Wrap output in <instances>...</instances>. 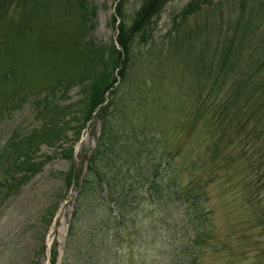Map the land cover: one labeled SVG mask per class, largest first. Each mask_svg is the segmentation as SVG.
Here are the masks:
<instances>
[{"label": "trees", "instance_id": "16d2710c", "mask_svg": "<svg viewBox=\"0 0 264 264\" xmlns=\"http://www.w3.org/2000/svg\"><path fill=\"white\" fill-rule=\"evenodd\" d=\"M171 1L142 0L130 26L122 9L123 3L119 4L115 10V21L116 16L121 20L116 27L119 31L117 44L113 43L112 47H97L77 39L74 33L68 31L65 37L56 30L49 36L43 27H49L48 23L54 21L56 11L63 5L62 0L0 2V57L6 60L8 55L14 53L16 60L22 61L19 49L27 43L34 47L36 53L43 51L49 56L51 54L53 60L47 59L41 52L37 54L48 63L59 61L61 56L58 66L64 69L63 74L53 75L56 85L46 87L49 90L47 97L43 98L44 102H39L44 103L45 107L38 111L42 124L32 130L30 136L20 140L14 136L11 147L10 140L3 147L0 160L11 157L10 171L23 174L21 178L17 175L10 177L9 181L15 182L11 187L22 186L40 171L43 162L35 161L33 155L42 144L58 145L66 159L73 161L75 145L88 123L95 117L102 120V132L96 148L90 155L82 151L78 155L79 159L87 162L88 171L82 186L78 187L79 199L70 235L89 214L98 216L97 222L89 221L88 233L92 235L93 230H111L110 225L120 227L132 213V207L146 200L162 207L169 213V218L177 215L198 230L214 213L211 207L208 208L210 200L207 189L219 181L223 166H232L242 154L251 164V177L247 179L251 188L261 181V173L264 174V0H251L248 12L246 0L239 4L240 14L236 19L225 20L222 26L215 25V29L209 24L200 29L201 38L205 35V40L201 41V60H198L199 67H195L193 73L194 61L189 60L188 75L195 84L190 90H194L192 97L200 86L206 93H200L190 117L193 119L192 133L201 131L208 139L205 142L204 162L189 158L184 166L177 162L181 152L172 154L164 135L151 126L148 119L137 115L135 109L144 99L130 76L137 60L144 62L158 54L163 57L165 44H159L154 23ZM74 2L81 11L85 31L93 29L94 24L87 16H94L96 8L87 0ZM213 3L214 0H192L181 16L190 18ZM73 5V0H67L66 7L70 9ZM11 10L17 15L6 23L3 19L11 16ZM213 35L218 36V40L211 39ZM207 50L210 54L208 62L205 60ZM80 52L82 55L79 56ZM38 67L36 65V69ZM2 77L9 79L5 74ZM73 86L80 88L81 101L84 99L88 106L82 128L71 126V115L74 116L73 122L76 117L73 103L66 104L65 100L54 97L50 99L59 90L64 91L66 99ZM41 90L45 91L44 88ZM41 93L36 97L40 98ZM19 106L17 103L12 107ZM2 113L9 115V107L0 108V115ZM76 120L81 122L79 117ZM184 127L186 125L182 124L180 129ZM70 129L75 131V140L65 149L63 142L68 139ZM225 145L233 146L234 150L224 148ZM188 153L189 156L196 155L194 149ZM208 156L210 162H206ZM219 158L225 159L221 161L223 166ZM76 167L74 162L67 174L68 186L73 181L76 186L80 183ZM7 183H0V187ZM95 206H100L98 214L97 210L93 211ZM52 257V264H56L55 248L52 249Z\"/></svg>", "mask_w": 264, "mask_h": 264}, {"label": "rangeland", "instance_id": "374dc122", "mask_svg": "<svg viewBox=\"0 0 264 264\" xmlns=\"http://www.w3.org/2000/svg\"><path fill=\"white\" fill-rule=\"evenodd\" d=\"M62 1L64 6H59L54 21L48 23L49 27H43L49 36L56 30L65 37L68 31L74 33L77 39L97 47L114 45L118 35L116 27L121 20L116 16L115 21V10L119 4L123 3L122 9L129 26L142 4V0H87L96 11L94 16H87L94 28L85 31L78 5L73 0L74 5L69 9L66 7L67 0ZM191 1L172 0L167 4L154 23L159 44H165L163 57L158 54L144 62L137 60L130 73L144 99L135 109L137 115L148 119L150 125L164 135L172 154L181 152V156L177 157L180 166H184L189 158L204 162L207 147L205 142L208 136L201 131L192 133L193 119L190 117L200 93H206L201 90L203 86L198 85L196 95L192 97L194 90H190L195 84L188 75L189 60L194 61L192 73L195 67H199L198 60H201V41L205 40V35L201 38L200 29L207 24L215 29V25L222 26L225 20L236 19L240 14L239 4L246 2L214 0L213 5L205 7L198 14L183 18L181 12ZM247 5L246 12L251 8V0H247ZM9 15V18L3 19L6 23L17 14L11 10ZM211 39L218 40V36L213 35ZM33 48L27 43L20 47L22 61H17L14 53H10L6 60L0 57V108L7 106L11 112L0 115L1 158L3 147L9 140L11 147L12 137L16 136L17 140L28 137L32 130L42 124L38 111L45 107L44 103L39 102H44L43 98L47 97L49 90L46 87L56 85L53 75L64 73L63 67L58 66L61 56L59 61L48 63L37 55L41 51L36 53ZM41 54L53 60L51 54L49 56L43 51ZM205 60H210L209 51L205 54ZM36 65L40 68L36 69ZM4 74L9 76L8 80L2 77ZM79 89L73 86L66 99L64 91L59 90L56 96L50 94V99L54 97L65 100L66 104L73 103L76 117L73 122L74 116L71 115V126L82 128L88 106L84 99L81 101ZM40 92L43 93L37 98L36 94L38 96ZM17 103L21 106L13 108ZM78 117L81 122L76 120ZM182 124L186 127L180 129ZM100 131L101 121L98 119L84 130V149L88 154L96 147ZM74 138L75 131L70 129L63 147L69 148ZM224 148L234 150L233 146L225 145ZM193 149L196 155L189 156L188 152ZM248 155L251 157V150ZM33 158L43 162L40 171L22 186L18 184L13 187L11 185L15 182L9 180L17 174L9 168L12 158L8 156L0 160V183L8 182L0 187V264H46L48 260L52 264L53 248L56 264H264V174L261 173L258 186L253 184L254 188H251L247 181L251 177V164L243 154L227 168L221 162L225 159L219 158L223 166L221 177L207 189L210 200L208 208L211 207L214 213L207 223L199 226L200 229L190 227L188 220H181L177 215L169 218V213L162 207L146 200L132 207V213L124 225H110L111 230H93V235L88 233L89 221L97 222L98 216L91 214L86 215L75 233L70 235L78 205V187L82 186L86 177L87 162L77 158L67 160L61 147L48 144H42ZM74 162L78 166L76 174L80 183L76 186L73 181L68 186L67 174ZM206 162H210L209 156ZM22 175L18 174L17 177L21 178ZM182 182H185V177ZM99 209L100 206H95L93 211L97 210L98 214ZM56 214L58 219L54 221ZM48 244H52L50 258Z\"/></svg>", "mask_w": 264, "mask_h": 264}, {"label": "water", "instance_id": "95a60500", "mask_svg": "<svg viewBox=\"0 0 264 264\" xmlns=\"http://www.w3.org/2000/svg\"><path fill=\"white\" fill-rule=\"evenodd\" d=\"M50 248V247H49ZM47 264H49V262H47Z\"/></svg>", "mask_w": 264, "mask_h": 264}]
</instances>
